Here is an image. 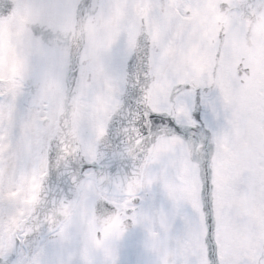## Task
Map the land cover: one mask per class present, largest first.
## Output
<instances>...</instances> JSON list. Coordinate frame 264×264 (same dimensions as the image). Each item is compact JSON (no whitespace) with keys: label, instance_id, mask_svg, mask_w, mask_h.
<instances>
[{"label":"snow or ice","instance_id":"snow-or-ice-1","mask_svg":"<svg viewBox=\"0 0 264 264\" xmlns=\"http://www.w3.org/2000/svg\"><path fill=\"white\" fill-rule=\"evenodd\" d=\"M0 264H264V0H0Z\"/></svg>","mask_w":264,"mask_h":264}]
</instances>
